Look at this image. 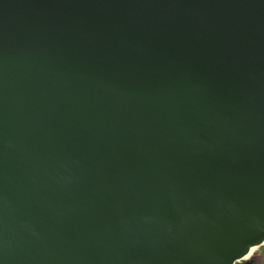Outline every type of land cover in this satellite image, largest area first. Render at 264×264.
<instances>
[{"label": "water", "instance_id": "1", "mask_svg": "<svg viewBox=\"0 0 264 264\" xmlns=\"http://www.w3.org/2000/svg\"><path fill=\"white\" fill-rule=\"evenodd\" d=\"M262 247L264 0H0V264Z\"/></svg>", "mask_w": 264, "mask_h": 264}, {"label": "rangeland", "instance_id": "2", "mask_svg": "<svg viewBox=\"0 0 264 264\" xmlns=\"http://www.w3.org/2000/svg\"><path fill=\"white\" fill-rule=\"evenodd\" d=\"M255 257V262L254 264H264V248H262L261 250H255L254 253L252 254V256L249 258V260L252 257Z\"/></svg>", "mask_w": 264, "mask_h": 264}, {"label": "flooded vegetation", "instance_id": "3", "mask_svg": "<svg viewBox=\"0 0 264 264\" xmlns=\"http://www.w3.org/2000/svg\"><path fill=\"white\" fill-rule=\"evenodd\" d=\"M262 248H264V247H262ZM262 248L258 249V251L261 250ZM254 262H255V257L253 256L250 260L248 258L246 261H244L240 264H254Z\"/></svg>", "mask_w": 264, "mask_h": 264}, {"label": "bare ground", "instance_id": "4", "mask_svg": "<svg viewBox=\"0 0 264 264\" xmlns=\"http://www.w3.org/2000/svg\"><path fill=\"white\" fill-rule=\"evenodd\" d=\"M254 249H251L250 251H249V253H248V258H250L251 256H252V254L254 253Z\"/></svg>", "mask_w": 264, "mask_h": 264}, {"label": "trees", "instance_id": "5", "mask_svg": "<svg viewBox=\"0 0 264 264\" xmlns=\"http://www.w3.org/2000/svg\"><path fill=\"white\" fill-rule=\"evenodd\" d=\"M256 257V256H255Z\"/></svg>", "mask_w": 264, "mask_h": 264}]
</instances>
